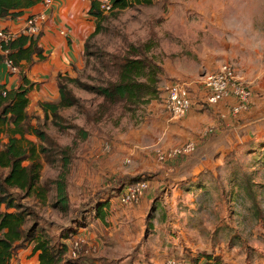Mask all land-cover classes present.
I'll return each instance as SVG.
<instances>
[{
    "label": "rangeland",
    "instance_id": "374dc122",
    "mask_svg": "<svg viewBox=\"0 0 264 264\" xmlns=\"http://www.w3.org/2000/svg\"><path fill=\"white\" fill-rule=\"evenodd\" d=\"M104 15L105 30L89 44L90 64L84 58L73 76L99 85L114 77L111 55L124 54L130 44L149 43L150 55L164 68L161 95L174 82L189 85L191 131L184 136L168 128L163 96L133 114L115 108L111 118L95 123L89 116L101 99L69 85L82 105L61 109L57 121L34 108L29 115L33 128L50 139L44 146L47 153L41 155V185L57 179L65 157H70V209L61 213L52 208L51 187L46 204L35 197L20 201L32 213L28 226L38 225L57 240L63 229L87 223V213L92 214L122 178L146 173L154 181L147 182L144 194L150 192L151 200L142 233L121 245L131 258L114 264H153L154 257L160 263L170 257L193 264L192 258L201 253L219 257L216 264H264V0H153L149 6L132 5ZM222 63L231 64L252 91V103L242 114L232 115L225 104L206 103L200 78ZM76 127L88 131L89 138L81 140ZM26 140L40 143L35 134H26ZM106 143L109 153L104 152ZM190 143L195 151L180 158L179 166L176 161L159 162L158 152ZM112 221L110 231L116 233L124 222ZM125 223L135 229L134 221ZM97 253L86 257L96 258Z\"/></svg>",
    "mask_w": 264,
    "mask_h": 264
},
{
    "label": "trees",
    "instance_id": "16d2710c",
    "mask_svg": "<svg viewBox=\"0 0 264 264\" xmlns=\"http://www.w3.org/2000/svg\"><path fill=\"white\" fill-rule=\"evenodd\" d=\"M45 0H0V20H14L24 11L36 6ZM112 4V12H121L132 5H152L153 0H109ZM89 15L95 20V31L88 37L85 43L86 64H90V42L103 30L107 16L100 9V1L93 0ZM40 35L18 36L9 46L10 58L16 67H21L22 62L32 63L35 59L43 60L45 50L39 44ZM151 46L130 44L129 50L122 55H111L114 77L107 79L99 85H88L79 78L66 73L59 75L58 88L60 98L57 102H40L39 106L43 115L51 114L56 121L61 119V109L79 106L81 100L73 94L69 85L78 86L95 94L101 99L97 109L89 120L100 123L112 117L115 108H121L124 113H135L137 109L149 106L152 102L160 100L161 82L164 68L150 55ZM4 66L0 56V67ZM73 65L72 69H77ZM34 84L25 76L22 83L16 88L8 89L6 84L0 83V264H10L18 249L33 243V254L39 252L40 264H84V259L68 258L69 247L64 243L66 240L75 239L79 228L86 226L82 222L79 227L63 229L54 240L44 228L38 225L28 226L29 217L32 213L24 207L21 200L35 197L40 203L46 204L51 192L55 190V200L52 208L61 213H68L70 200L67 190L68 167L70 157H65L63 170L57 179L41 185V171L43 162L41 155L47 153L44 147L50 142L47 134L40 129L33 128L30 115L27 112L30 104L29 95ZM253 99V97H252ZM232 100V101H230ZM235 100L230 98L220 104L231 106ZM252 103V101H251ZM250 103V105H251ZM219 104V105H220ZM218 105V106H219ZM249 105V107H250ZM214 107V106H213ZM230 108V107H229ZM81 140H87L90 136L88 131L76 127ZM35 134L39 145L31 140H26V134ZM4 138L7 141L4 142ZM67 153V148L64 149ZM181 155L175 158L176 165H180ZM146 174L121 179L120 185L112 190L113 196L120 199L124 190L137 182L151 181ZM102 204L96 208V216L103 218ZM215 260V263L212 260ZM216 264L221 259L214 258L210 254L201 253L197 258H192L193 264Z\"/></svg>",
    "mask_w": 264,
    "mask_h": 264
},
{
    "label": "crops",
    "instance_id": "0c3cea01",
    "mask_svg": "<svg viewBox=\"0 0 264 264\" xmlns=\"http://www.w3.org/2000/svg\"><path fill=\"white\" fill-rule=\"evenodd\" d=\"M92 1L93 0H53V7L51 9L46 8L42 2L25 10L23 15L14 20H0V25L19 32L24 27L26 19L31 15L40 13L46 15V21L43 23L39 40L40 46L45 50L44 59H35L32 63L22 62V66L19 67L16 73L9 72L5 66L0 67V83L6 84L8 89L19 86L22 83V77L24 75L34 84V88L29 95L30 105L27 109L28 114H30L29 111L31 108L41 112L39 106L40 102H57L60 98L58 88L59 75H64L66 73L73 75L74 70L72 66L82 63L86 40L96 29L95 20L89 15ZM98 1L101 3L104 0ZM63 30L69 31L67 37L61 34ZM6 73H9L10 76H6ZM162 96L164 99L166 92L164 95H160V98ZM162 107L164 109L163 104ZM165 114V121L167 117H169V122L171 123L168 124L165 122L169 129L170 127L173 130L176 129L175 131L182 135L185 134L184 132L191 131L192 123L190 122V118L193 114L192 110L181 118H174L167 111ZM223 122L226 123L227 121L224 120ZM216 126L223 127L219 122H217ZM134 176L137 175L129 177ZM129 177H124L122 179H127ZM152 181L154 180H151V182ZM113 193L114 192L111 191L105 199H102L103 202L101 206L104 220L96 216L95 209L92 213L93 215L87 213V218L89 219L86 226L79 228L76 238H84L86 241L84 250L79 256L81 260L83 259L81 258L82 255V257L86 258V260L84 259L83 261L84 264H103L105 260L108 264H114L115 260H123V263H126V261L131 258L129 257L130 253L123 252L121 245L125 243V241L128 243V241L136 240L142 233L143 225L141 222L146 214L145 211L149 207L148 205L151 200L150 192H148L146 197L143 196L144 198L142 197L138 204L132 206L122 205L119 199L113 196ZM99 205L100 204H98L97 207H99ZM114 219L122 221L121 223L124 222L121 229L119 228L116 233L110 231V228L113 227L112 220ZM125 221H134L135 229L132 230L129 226L130 223H125ZM126 224H128V226ZM73 240L74 239L66 240L64 243L70 248L71 241ZM33 246V243H27L25 247L18 249L10 264H40L39 252L33 254ZM94 252H98L97 259L95 257L94 259L93 256L92 258L90 256L88 258L86 257ZM154 260L153 264H168L171 259L167 257L164 263H160L156 257H154ZM187 264L190 263L187 262Z\"/></svg>",
    "mask_w": 264,
    "mask_h": 264
},
{
    "label": "built area",
    "instance_id": "2783aa9c",
    "mask_svg": "<svg viewBox=\"0 0 264 264\" xmlns=\"http://www.w3.org/2000/svg\"><path fill=\"white\" fill-rule=\"evenodd\" d=\"M44 5L46 8L53 7V0H45ZM112 4L109 0H104L100 3V9L103 13L112 11ZM46 21L45 14H34L26 19L24 27L19 31H13L8 27L0 25V56L2 57L3 65L11 73L18 72V67L14 65L13 60L10 58V44L20 35L38 37L42 32L43 23ZM64 36L69 35V31L63 30L61 32ZM200 83L206 92V103L209 106H218L223 101L233 98L235 101L230 106L232 115H239L249 109L252 101V91L243 85L240 78L236 73V69L229 63H222L215 70L207 72L200 78ZM163 106L174 118L184 117L193 106V95L184 82L172 83L166 92L163 99ZM104 152L109 153L111 146L106 143ZM195 151V144L190 143L182 148H172L168 152H158V160L161 163L173 161L181 155H190ZM130 163V160H127ZM148 183L145 181L134 183L128 186L119 201L122 205L132 206L138 204L145 192L148 190ZM86 241L84 238H78L70 244L68 257L77 259L84 250ZM168 264H182L176 260H170Z\"/></svg>",
    "mask_w": 264,
    "mask_h": 264
}]
</instances>
